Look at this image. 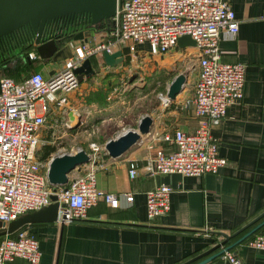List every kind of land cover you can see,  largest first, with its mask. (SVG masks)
Returning <instances> with one entry per match:
<instances>
[{
	"label": "crops",
	"instance_id": "0c3cea01",
	"mask_svg": "<svg viewBox=\"0 0 264 264\" xmlns=\"http://www.w3.org/2000/svg\"><path fill=\"white\" fill-rule=\"evenodd\" d=\"M230 1L240 28L236 35L222 36V59L242 61L247 66L243 100L231 104L221 122L212 126L220 153L228 159L227 164L218 172L201 175L151 173L143 169L135 177L129 173L131 160L140 165L145 163L147 158L139 156L148 149L147 143L155 132L164 134L176 127L191 131L198 126L201 118L196 115L194 106L184 104L194 94L198 65L195 80L191 83L188 78L183 90L176 98H171L169 106L164 107L161 100L157 109L147 113L155 122L151 132L143 136L142 144L121 158L111 156L108 151L101 152L98 158V187L106 192H133V201L122 197L121 205L113 207L102 198L83 216L65 224L59 221L29 224L30 231L40 239L41 264H180L221 241L224 236L216 230L232 233L264 211V0ZM109 37V29L105 33L102 27L80 31L66 37L50 58L32 59L22 55L0 68V78L11 75L21 80L34 70L51 76L63 67L76 45L86 42L94 46ZM126 47L120 45L118 48L129 53ZM178 48L182 54L186 51ZM31 49L36 48L33 45ZM94 55L104 59L100 51L89 55L94 73L80 77L79 87L67 95L69 106L76 111L75 114L70 112L72 128L83 126L89 120L103 123L114 115L112 107L117 100L112 98V93L117 89L118 76L113 72L117 67L105 60L103 64L98 60L95 63ZM172 55L173 50L154 57L169 59ZM102 66L110 73L103 75L99 70ZM160 143L166 150L174 148L167 140ZM161 183L174 188L171 209L149 219L146 192ZM262 219L264 216L258 221ZM255 233H264V225ZM251 236L230 251L245 264H264V249L247 243ZM5 264L31 263L18 257ZM204 264L233 263L224 253Z\"/></svg>",
	"mask_w": 264,
	"mask_h": 264
},
{
	"label": "built area",
	"instance_id": "2783aa9c",
	"mask_svg": "<svg viewBox=\"0 0 264 264\" xmlns=\"http://www.w3.org/2000/svg\"><path fill=\"white\" fill-rule=\"evenodd\" d=\"M113 22L108 40L94 46L86 42L76 45L63 67L51 76H46L42 70H34L21 80L13 76L0 78V220L5 225L22 214L50 204L53 193L61 203L59 222L83 216L102 198L113 207L121 205L122 197L127 201L134 200L133 192H106L98 187L97 166L101 152L96 142L91 143V151H88L91 160L77 167L76 174L70 173L65 185L54 186L48 177L55 154L45 160L38 156L41 145L50 141L46 138L50 117L67 102L68 93L79 87L81 79L76 69L95 51L103 53L106 48L114 51L126 41L147 43L150 53L159 55L178 48L179 38L184 34L195 39L194 49L190 50L189 45L181 47L188 55L193 54L199 65L194 94L184 104L193 105L196 115L201 118L191 131L176 127L164 134L155 132L147 143L149 157L145 163L140 165L135 160L130 161V176H137L140 169L151 173L201 175L218 172L227 164L228 159L220 153L212 126L221 122L231 104L243 100L247 66L242 61L222 59V36L236 35L240 28L231 1L118 0ZM139 52L133 48L129 54L136 59ZM28 54L32 59L40 57L36 49H31ZM171 102L168 93L162 96L164 107ZM69 109L76 113L73 107L69 106ZM162 140L169 141L174 148L166 150L160 143ZM143 142L144 139L140 144ZM103 151H107L105 146ZM173 190L168 183L147 190L149 219L169 212ZM64 202L66 206L62 205ZM247 243L264 249V233H255ZM225 256L233 264H245L231 251ZM18 257L28 259L31 264H41L40 239L30 231L29 225L14 233L0 235V264Z\"/></svg>",
	"mask_w": 264,
	"mask_h": 264
},
{
	"label": "water",
	"instance_id": "95a60500",
	"mask_svg": "<svg viewBox=\"0 0 264 264\" xmlns=\"http://www.w3.org/2000/svg\"><path fill=\"white\" fill-rule=\"evenodd\" d=\"M118 8V0H0V40L15 36L25 28H30L32 38L30 42L35 46L41 58H50L58 49V38L61 35L49 38L44 34V28L47 24L68 16H79L87 18L92 24H99L107 19H113ZM87 20V21H88ZM80 23V21H79ZM178 45L180 47L196 45L195 39L190 34H184L179 38ZM20 43L15 42L10 48L0 44V68L7 66L11 60H7V54L13 52ZM29 57V54L18 53L17 56ZM16 56V57H17ZM126 54L122 48L109 51L107 48L103 50V58L105 62L111 66L125 60ZM82 77L94 73L95 69L92 65V59L87 56L82 65L77 69ZM188 78V72L179 73L171 82L168 89V96L172 99L176 98L181 92ZM72 118H74L72 116ZM154 118L150 114H145L136 129H128L116 137L110 138L106 142L108 153L115 157L121 158L131 149L139 145L143 136L151 132L154 125ZM141 158L149 157V150L139 156ZM91 160V156L86 149H80L75 153H63L55 155L50 163L48 177L52 185H65L69 181L70 173L80 165ZM53 201L37 210L22 214L16 219L11 220L7 225L0 220V235L14 233L17 230L35 222H55L59 221V209L61 203L57 194L53 193ZM66 206L67 203H62ZM264 211L258 216L247 222L245 225L232 233L222 230H216L224 238L205 250L204 252L180 263V264H204L217 256L223 255L227 251L232 250L234 246L243 242L249 236L257 232L263 225ZM65 217V215H64ZM65 224V220H62ZM241 234L236 240L232 238Z\"/></svg>",
	"mask_w": 264,
	"mask_h": 264
},
{
	"label": "rangeland",
	"instance_id": "374dc122",
	"mask_svg": "<svg viewBox=\"0 0 264 264\" xmlns=\"http://www.w3.org/2000/svg\"><path fill=\"white\" fill-rule=\"evenodd\" d=\"M112 20L107 19L101 23L105 33L108 26H113ZM122 45L127 46L129 53L133 48L138 49L140 55L134 59L126 52L125 60L116 65L117 69L113 73L118 76L115 82L117 89L113 90L112 98L117 101L112 107L113 118L103 123L89 120L83 126L72 128L69 123L71 110L68 102H64L59 111L50 117L46 133V138L56 146L55 155L75 153L80 149L91 151L92 142L99 144V152H103V146L110 138L129 128H138L140 119L161 105L162 96L167 93L169 84L179 73L187 71L191 83L196 78L198 64L193 54L188 55L186 51L182 54L181 49L175 48L169 59H156L150 53L148 44L138 45L126 41ZM189 47L190 50L194 49V46ZM93 59L95 63L97 60L102 64L104 62V59H97L95 55ZM99 70L103 75L110 73L105 66ZM76 173L75 168L71 174Z\"/></svg>",
	"mask_w": 264,
	"mask_h": 264
},
{
	"label": "flooded vegetation",
	"instance_id": "af4514ba",
	"mask_svg": "<svg viewBox=\"0 0 264 264\" xmlns=\"http://www.w3.org/2000/svg\"><path fill=\"white\" fill-rule=\"evenodd\" d=\"M85 17H79V16H68L64 17L59 20H55L49 24H47L44 28V34L48 35L49 38L55 37L57 35L59 36L58 43H60L69 36H74L80 31H86L89 29H98L101 28V25L99 24H92L89 20ZM80 21V23H79ZM32 38L31 30L30 28H25L15 36H8L0 40V44L6 45L9 48L15 44L16 41L20 43L19 47H16V49L7 54V60H11V62L8 63V65L12 62H14L19 57L17 56L18 53H22L25 55L29 53L31 50V47L33 46L30 42V39ZM17 56V57H16Z\"/></svg>",
	"mask_w": 264,
	"mask_h": 264
},
{
	"label": "trees",
	"instance_id": "16d2710c",
	"mask_svg": "<svg viewBox=\"0 0 264 264\" xmlns=\"http://www.w3.org/2000/svg\"><path fill=\"white\" fill-rule=\"evenodd\" d=\"M111 27L112 26H108L107 29H109V31H110ZM55 151H56V146L53 143H51L50 141H47V142L43 143L41 145V147L38 149V156L41 159L45 160V159H48Z\"/></svg>",
	"mask_w": 264,
	"mask_h": 264
}]
</instances>
